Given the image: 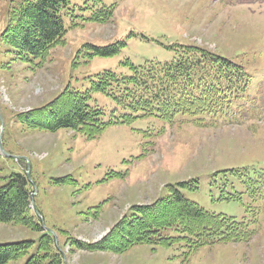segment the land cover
Wrapping results in <instances>:
<instances>
[{
  "label": "rangeland",
  "instance_id": "obj_1",
  "mask_svg": "<svg viewBox=\"0 0 264 264\" xmlns=\"http://www.w3.org/2000/svg\"><path fill=\"white\" fill-rule=\"evenodd\" d=\"M69 1L78 16L94 21L100 9L108 8L110 19L70 27L66 45L53 49L37 71L34 64L11 61L0 43L2 143L9 154L0 151V187L13 173L27 177L35 208L55 231V247L67 264H264V121L226 125L209 118L201 128L195 122L170 125L141 112L128 119L123 116H136L133 111L95 93L91 104L105 110V121L120 117L121 123L94 140L69 129L36 132L16 119L47 105L68 85L90 90L98 73L131 76L127 60L137 67L174 62L184 45L207 48L242 66L251 77L249 95L264 114V0L225 5L222 0ZM13 5L0 0V35ZM65 22L71 24L70 15ZM103 50L113 53L106 56ZM191 179L197 180L196 188ZM173 188L208 213L245 223L250 241L197 250L185 241L171 247L141 245L123 254L75 247V239L97 244L124 215L131 216V207L166 199ZM38 239L26 227L0 223V244Z\"/></svg>",
  "mask_w": 264,
  "mask_h": 264
},
{
  "label": "trees",
  "instance_id": "obj_2",
  "mask_svg": "<svg viewBox=\"0 0 264 264\" xmlns=\"http://www.w3.org/2000/svg\"><path fill=\"white\" fill-rule=\"evenodd\" d=\"M69 2L13 0L14 5L0 35V43L7 47L5 54L11 59L13 57V61L34 64L33 67L38 66L34 67L37 70L46 63L53 49L66 45L64 39L68 30L65 18L68 15L71 21L69 28H77L79 21L102 24L110 19L108 8L100 9L99 18L94 21L78 16L74 10L69 11ZM181 48L174 62H148L137 67L127 60L126 64L133 72L131 76H119L113 71L98 73L92 76L91 88L86 92L68 85L47 105L23 112L16 119L36 132L54 134L69 129L87 140H94L120 120L119 117L111 118L106 122L105 111L91 105L93 93L113 98L135 114L142 112L144 116H156L169 123L180 117L231 114L232 103L247 98L249 80L242 66L207 49L193 45ZM97 50L100 49H95V52ZM112 53L103 50L106 56ZM121 95L128 102L121 101ZM4 180L6 184L0 187V223L26 227L39 234V239L0 244V264H10L25 257L24 264H64L53 236L46 234L31 209L34 191L27 177L13 173ZM221 199L229 200L223 196ZM132 211L131 216L124 215L97 244L80 243L75 247L85 251L123 254L141 245L171 247L176 242L185 241L190 244V249L197 250L221 242L240 243L251 239L245 223L225 215L207 213L176 188L166 199L134 206ZM166 231L178 236H166Z\"/></svg>",
  "mask_w": 264,
  "mask_h": 264
},
{
  "label": "water",
  "instance_id": "obj_3",
  "mask_svg": "<svg viewBox=\"0 0 264 264\" xmlns=\"http://www.w3.org/2000/svg\"><path fill=\"white\" fill-rule=\"evenodd\" d=\"M1 122H2L3 128H4V120L1 119ZM2 136H3V134L0 135V149H1L2 152H4V148H3V145H2ZM7 156H9V155H7ZM31 201H32V204L34 205V195H32Z\"/></svg>",
  "mask_w": 264,
  "mask_h": 264
}]
</instances>
